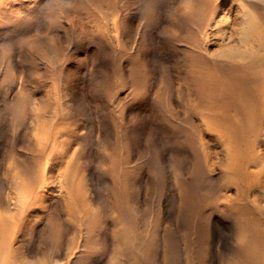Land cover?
Masks as SVG:
<instances>
[{"label": "rangeland", "instance_id": "374dc122", "mask_svg": "<svg viewBox=\"0 0 264 264\" xmlns=\"http://www.w3.org/2000/svg\"><path fill=\"white\" fill-rule=\"evenodd\" d=\"M261 122L264 0H0L8 263L256 264Z\"/></svg>", "mask_w": 264, "mask_h": 264}, {"label": "bare ground", "instance_id": "6f19581e", "mask_svg": "<svg viewBox=\"0 0 264 264\" xmlns=\"http://www.w3.org/2000/svg\"><path fill=\"white\" fill-rule=\"evenodd\" d=\"M207 3H209V2H207ZM206 3V4H207ZM205 4V5H206ZM259 79V78H258ZM214 83V82H213ZM219 86V85H218ZM212 91H214V92H217V94L219 93V95L220 96H227V97H229V96H231L232 95V90H230V88H228V87H226V86H224V88H218V89H216V90H212ZM254 130L258 133V134H261V131L264 129V123H258V124H256V125H254ZM54 139H52V141H53V143H54V141L56 140V137H53ZM47 141H45L44 143H41L40 141L39 142H37V145H39V147L41 146L42 148L41 149H44V148H46L47 147V145H48V142L46 143ZM50 142H51V140H50ZM38 147V149H40ZM61 151V150H60ZM57 152V151H56ZM65 154V153H64ZM40 157V156H39ZM58 157V156H57ZM52 161V160H51ZM48 167V166H47ZM49 169V168H48ZM31 182H33V180L32 181H30V183ZM58 182H61V181H59L58 180ZM38 183H32L31 185H30V190L31 191H34V189H35V185H37ZM61 186V185H60ZM59 186V187H60ZM1 224L2 223H0V227H1ZM81 243V242H80ZM83 245V244H82ZM74 249L73 248H70L69 249V253L68 254H73L74 253V251H73ZM254 259H255V261L257 262L256 264H264V249H261V250H256L255 251V253H254V256H252ZM8 261H9V259H8V254L6 253V249H5V246H3L2 245V247L0 246V264H9L8 263Z\"/></svg>", "mask_w": 264, "mask_h": 264}]
</instances>
